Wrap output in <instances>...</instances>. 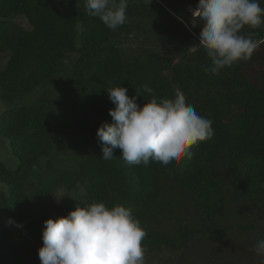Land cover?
<instances>
[{"label": "trees", "instance_id": "trees-1", "mask_svg": "<svg viewBox=\"0 0 264 264\" xmlns=\"http://www.w3.org/2000/svg\"><path fill=\"white\" fill-rule=\"evenodd\" d=\"M85 3L0 0V54H9L6 66H0V105L5 106L0 139L18 161L15 168L0 162V210L8 226L0 227V264H41L44 222L65 217L84 202L131 208L147 233L145 255L180 252L200 238L228 234L232 227L210 225L227 204L221 167L229 173L233 198L240 204L264 201V44L250 59L213 74L204 67L211 65L210 56L190 30L196 19L189 7L199 0H127V19L116 30L88 15ZM18 18L31 30H24ZM249 33L264 38V25L243 32ZM133 42H138L134 48ZM61 80L68 97L65 122L73 132L93 136L85 157L70 169L57 166L51 150L61 114L56 119L49 100L30 98ZM143 85L159 99L173 98L181 90L186 102L211 120L213 137L191 146V156L184 153L167 166L156 161L128 166L120 149L112 159H102L97 130L106 121L112 123L109 110L115 108L107 87L127 88L142 107L152 98ZM170 183L184 192L206 226L197 230L183 225L176 236L151 229L157 213L175 210V201L164 197ZM62 186L69 192L78 186L84 190L66 203L62 215L53 216L45 205ZM238 228L256 229L251 224Z\"/></svg>", "mask_w": 264, "mask_h": 264}, {"label": "clouds", "instance_id": "clouds-1", "mask_svg": "<svg viewBox=\"0 0 264 264\" xmlns=\"http://www.w3.org/2000/svg\"><path fill=\"white\" fill-rule=\"evenodd\" d=\"M127 7V0L85 3L88 15L99 18L111 30L125 23ZM189 11L203 24L199 46L210 56L211 65L204 67L213 74L250 59L264 44V38L242 34L245 27L264 25V8L258 0H199ZM142 87L152 95L142 107L138 95L129 97L127 88L107 87L115 108L109 110L112 123L106 121L97 130L102 159H112L114 150L120 149L128 166H148L150 161L167 166L184 153L191 156V146L213 137L211 120L187 103L181 90L176 89L173 98L159 99L151 87ZM146 234L131 208L84 202L67 216L44 222L38 256L41 264H144L142 241ZM255 251L264 255V238H258Z\"/></svg>", "mask_w": 264, "mask_h": 264}, {"label": "rangeland", "instance_id": "rangeland-1", "mask_svg": "<svg viewBox=\"0 0 264 264\" xmlns=\"http://www.w3.org/2000/svg\"><path fill=\"white\" fill-rule=\"evenodd\" d=\"M258 2L264 8V0H258ZM196 7L190 6L189 9H195ZM189 12L192 15V12ZM15 21L24 30H31L30 25L22 18ZM202 27V22L196 19L190 25V30L192 33L195 31L196 34L194 33V35L199 37ZM247 28L245 27L242 30V34ZM137 44L138 42H133L130 47L134 48ZM128 52H126V55H128ZM8 59V53L0 54L1 68L6 66ZM30 98L31 100H49V106L57 112L56 119L61 114L60 119L62 121L55 119L57 122L55 121L51 145L52 156L57 166L59 164L63 169H70L78 165L93 145V136L88 132H73L65 122V107H68L65 80L58 81ZM4 107V105H0V115L3 113ZM0 162L5 163L9 168H15L18 164V161L11 155L2 139H0ZM221 175L226 183L227 204L225 210L210 222V225L216 224L221 228L232 227L231 231L220 237L200 238L194 245L180 252L164 251L158 255H145L144 264H264V255H257L255 251L258 238H264V201L262 203L240 204L233 198L229 173L222 167ZM31 189L34 190L33 185ZM1 190L4 191L2 184H0ZM83 190L82 186H78L74 192L67 191L63 186L59 187L48 197L45 209L53 216L62 215L66 211V203L74 195L82 193ZM164 197L175 201V210L169 212V209H167L157 213L156 220L150 222L152 230L164 236H176L180 226L189 225L199 230L207 225L206 221L202 219V215L190 204L188 197L174 183H170L166 187ZM30 210L29 207L28 211L30 212ZM245 224L254 225L256 229L253 232H244L238 228V225ZM0 227L8 228L1 210ZM9 230L12 237L16 239L15 230L13 228H9Z\"/></svg>", "mask_w": 264, "mask_h": 264}]
</instances>
